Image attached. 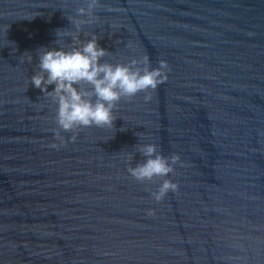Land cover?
Returning a JSON list of instances; mask_svg holds the SVG:
<instances>
[{
  "label": "water",
  "instance_id": "water-1",
  "mask_svg": "<svg viewBox=\"0 0 264 264\" xmlns=\"http://www.w3.org/2000/svg\"><path fill=\"white\" fill-rule=\"evenodd\" d=\"M80 8L87 0H0V264H264V0ZM93 33L101 63L166 60L167 78L122 97L111 128L64 131L54 85L30 77L43 50ZM149 143L179 159L138 181L128 169ZM164 179L178 188L154 201Z\"/></svg>",
  "mask_w": 264,
  "mask_h": 264
},
{
  "label": "clouds",
  "instance_id": "clouds-1",
  "mask_svg": "<svg viewBox=\"0 0 264 264\" xmlns=\"http://www.w3.org/2000/svg\"><path fill=\"white\" fill-rule=\"evenodd\" d=\"M98 4V0H87V9L77 10L79 15L91 16V11ZM71 19V18H69ZM89 20H74L77 30ZM58 35H68L67 32H58ZM98 36L91 34V38L80 41L73 36V45L69 49L64 47L43 50L39 55L40 71L30 77L34 87L41 91L47 90V85H54L49 95H54L57 101L56 123L60 129L69 131L74 127H103L111 128L115 119L113 109L122 97H132L138 92L147 93L154 90L167 78L166 60L159 61L158 68H149L148 57L144 56L143 68L134 67L141 61L132 60L124 63H101L100 60L107 54V50L98 44ZM23 57H21V60ZM27 59L30 61L31 56ZM81 82L91 86V91L78 88ZM95 97V102L92 97ZM150 95H145L148 101ZM59 144L53 143L52 148L59 150L64 145V138L57 133ZM75 139V135L69 138ZM140 150L147 157L142 164L128 169L130 175L138 181H150L154 177H165L173 171L172 164L179 157H165L158 153L156 144L142 145ZM171 161V162H170ZM178 185L168 179L160 183L156 191L151 192L154 201H161L171 191L175 192ZM147 216H153L154 210L147 209Z\"/></svg>",
  "mask_w": 264,
  "mask_h": 264
}]
</instances>
